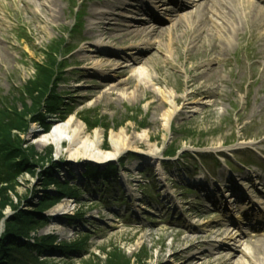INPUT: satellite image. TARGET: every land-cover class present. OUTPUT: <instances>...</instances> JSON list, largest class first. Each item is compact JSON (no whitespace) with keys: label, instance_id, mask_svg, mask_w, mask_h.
Here are the masks:
<instances>
[{"label":"rangeland","instance_id":"374dc122","mask_svg":"<svg viewBox=\"0 0 264 264\" xmlns=\"http://www.w3.org/2000/svg\"><path fill=\"white\" fill-rule=\"evenodd\" d=\"M57 1L58 13L52 17L46 9L48 0H0V121L7 125L2 134L8 132L14 144L24 140L22 148L30 151L33 161L7 186L9 198L3 214L8 216L17 207L30 211L43 206L46 210L53 203L44 213L50 221L36 228L38 237L52 233L58 241L73 242L89 234L84 251L72 253L71 258L54 252L49 264H83L89 256H98L102 264L106 259L102 251L115 249L118 257L130 258L128 264H184L192 256L193 264H264L263 231L252 232L255 237L249 238L243 215L226 211L217 202L216 207L212 205L220 199L217 192L210 199L193 194L203 187L208 194L210 189L220 188V192L231 180L243 185L256 198L255 208L264 211V188L255 178L258 175L264 181L260 170L264 169V19L261 25L250 22L251 15L245 14L241 4L236 12L245 14L244 27L222 41L211 33L219 49L208 44L210 36L200 38L204 45L198 51L190 46L178 51L169 48L170 37L177 44L195 37L193 28L172 26L176 15L161 24L171 30L160 39L152 35L150 46L141 38L128 44V37L125 41L104 39L105 46L98 49L95 44L101 28L88 30L97 22L89 15L95 9H106L105 0ZM249 1L259 2L264 12V0ZM134 4L141 6L140 1ZM168 4V0L160 2V11L167 17L170 12L164 6ZM129 21L123 24L133 23ZM61 44L65 70L55 92L59 109L46 115L45 123L62 116L58 125H63L76 114L84 129L82 141H91L98 130L102 149L111 153L117 139L114 134L125 140L127 147L102 165L94 159L75 161L67 138L59 145L51 141L41 145L46 131L37 123L26 127L25 121L39 109L37 89L43 83L37 82V63L44 61L45 53L52 56L50 48ZM87 58L91 65L81 62ZM110 62L126 73L106 70ZM198 65L200 69L193 72ZM140 67L146 77L134 79L128 89L120 84L107 95L110 87L129 79L132 69ZM103 72L108 85L96 91ZM195 74L200 79L193 85ZM208 74L212 79L205 78ZM93 91L94 96L78 101ZM159 91H165L167 99ZM79 124L69 125L71 131ZM176 149L185 152L164 158V153ZM50 157L58 167H49V173L77 195L75 200L63 198L55 203L57 185H46L42 178ZM241 161L249 167L240 165ZM107 166L112 168L107 170ZM81 173H86V179H81ZM61 202L68 204V211L52 212ZM72 214L84 216L83 220L75 218L69 223L66 216ZM233 221L237 223L234 230L228 225ZM236 229L245 230L246 238H225V231L234 234ZM193 244L197 248L184 251ZM222 244V250L215 249Z\"/></svg>","mask_w":264,"mask_h":264},{"label":"bare ground","instance_id":"6f19581e","mask_svg":"<svg viewBox=\"0 0 264 264\" xmlns=\"http://www.w3.org/2000/svg\"><path fill=\"white\" fill-rule=\"evenodd\" d=\"M140 1L142 6L145 7V10L142 11L141 7H137L134 3ZM243 0H209L208 2L199 4L195 9H192L191 11L185 12L183 14H179L178 10H181V8L188 9L190 7H188L189 5L187 4V2L185 3V0H176V4L178 6V8H176V11L173 12V14H171L172 16L176 15L178 19H175L177 21H174V23H172V26L174 27V25H182L179 26V28H184V29H192L194 30V40L193 41H188L187 39H183L182 41H180L178 44L175 42V39H173L172 37H170V40L167 43V46L170 48H174L176 51H178L179 49H182V47H184V49H186L187 47L189 48V46L192 48V50L194 51H198V49L202 48L204 45V42H202V39L200 40V38H203V36H210V39H208V44H210V46H212V48H217L219 49V45H217V43L214 42L215 39H212L211 37V33L212 36L217 37L218 39H221V41L225 39L226 36H228V33H233L236 30L239 31L242 27L245 26V22L246 19L245 18V14L247 15H251V20L250 22L255 23V25H261L262 24V20L264 19V12H263V7L260 6L259 2H254V1H243ZM49 5H46V9L50 11V13H52V17H56V13H58V10H56L55 8L59 6L58 1L57 0H48ZM103 6L106 9H100V10H94L92 12H90V17H92V19H96L97 22L89 25L88 30L93 31V27L94 28H101L99 31L101 32L98 36L96 48L101 49V47H104L105 44H103L104 39H111V40H117L118 38L121 41H125L126 39L124 38H128V41H126L128 44L131 42L132 40H137L139 38L143 39L142 42L144 43V45H149L150 46V42H151V38L152 35H155L157 37H159V39L161 38L160 36H163V34H165L166 32H168L169 30H171V28L166 29L167 26H161L158 25L157 23H155V18H153L152 22H148V14L151 13L153 17V13L154 11H159L160 5L159 4V0H105L103 3ZM243 5V10L245 12V14H240L236 12L237 7H240V5ZM101 5V4H100ZM102 6V5H101ZM109 7V8H108ZM111 9V10H110ZM141 11L138 12V11ZM135 15L137 17H133V16H128V15ZM141 14V15H140ZM169 21L171 20V17ZM130 20L131 22L133 21V23H129V24H123L125 22L123 21H128ZM129 21V22H130ZM256 21L261 22L260 24H258ZM154 22V23H153ZM145 23L148 24L149 26H145ZM179 23V24H178ZM183 23V24H181ZM116 24V28H113V25ZM122 24V25H121ZM155 24V25H154ZM152 28H151V27ZM178 26H176L177 30H179ZM193 26V27H192ZM129 27H136V29L131 30ZM172 27V28H173ZM181 28V29H182ZM176 30V29H175ZM176 30V31H177ZM93 33V32H91ZM210 33V34H209ZM187 34V33H186ZM184 36V34H183ZM178 40H180V38L182 36H177ZM185 38V36H184ZM182 39V38H181ZM194 43V44H193ZM211 43H213L211 45ZM154 44V43H153ZM0 50H1V46H0ZM133 52V51H132ZM97 53V52H96ZM101 55V53H99ZM107 61V58H106ZM82 63H84L85 65H91L92 62H90V58L81 60ZM201 66H194V70L193 72L197 71L200 69ZM114 69L115 71H117L120 74H125L126 73V69L122 68V67H118V66H114V64L112 62L108 63V65L105 66V69ZM133 75L129 78V79H125L124 81H120L117 84H115L113 87H110V92L107 93L108 96L113 94V89L117 88L118 86H120V84H124V87L126 86V88H130L131 85L134 84V79H141V77H146L145 75V70L143 67H140V69L138 68H133ZM145 71V72H144ZM107 73H102V75H104L103 78V82H101L99 84V86H96L94 89L97 91L99 90V88L104 87L106 85H108V83H106V81L108 80L107 76L105 75ZM205 78L207 80L212 79L211 75H206ZM200 79V76L198 74H195L193 76V79L191 80V83L194 85L195 82L197 80ZM205 83V82H204ZM129 86V87H127ZM122 87V86H121ZM119 88V87H118ZM96 91H93L91 93H89V95H84L82 96L78 101L82 102L87 100L89 97L94 96ZM160 94L162 95V98H164L165 96V91H159ZM164 93V95H163ZM199 93V92H198ZM207 93V92H206ZM203 92H200L199 94H206ZM216 96L219 94L218 91H216V93H214ZM91 95V96H90ZM166 98V97H165ZM164 98V99H165ZM167 99V98H166ZM175 103V101H174ZM153 104V102H152ZM166 116H169L168 114ZM63 117L60 116V118H58L57 120H55L53 124L57 125L58 123H60ZM81 120V119H80ZM82 124L79 120H78V116L76 114L72 115L71 119L68 121V123L63 124V125H57L54 128L55 129H48V131L45 134L44 137V141L42 143H40L41 145H44L45 143L48 142H53L56 144H61L62 141L69 140L71 141V147L73 148V152L71 153V157L79 162V160L82 159H94V161L97 164H104L107 162L108 158H113V156L118 155L119 152L123 151V148L127 147L125 146V140L122 139V141L119 139V136L117 135H113L115 136L117 139H115L113 141V146L114 151L111 153V151H105L103 150L101 147L102 143H100L101 141V134L102 132H99L98 130H95V132L93 133V137L90 140V138H87V140L85 139L84 141H82L83 137H81L84 134V129L83 127L80 126H75L76 129L74 131H71L72 127H69V125H73V124ZM35 135V133H33ZM67 134V135H65ZM88 141V142H87ZM125 144V145H124ZM69 206L68 204L61 202L60 204H58L56 206V208L52 211V212H66L68 211ZM264 226L262 225H257L256 228H263ZM225 234V238H228L230 240H234L235 237L233 234H231L228 230L224 232ZM241 239V238H240ZM247 241V240H245ZM239 242V241H238ZM256 245V244H255ZM254 245V246H255ZM224 244H222L220 247L215 248L216 250H222ZM197 248L194 244L192 246H189L187 248L184 249V251H189L192 248ZM260 248V247H259ZM257 251V250H255ZM256 254V253H254ZM206 256H210L211 255H206ZM195 257H191V258H187L186 260H184V264H193ZM221 259V258H220ZM226 260H224L225 263ZM223 263V262H222ZM228 263V262H227ZM229 264V263H228ZM231 264V263H230Z\"/></svg>","mask_w":264,"mask_h":264},{"label":"trees","instance_id":"16d2710c","mask_svg":"<svg viewBox=\"0 0 264 264\" xmlns=\"http://www.w3.org/2000/svg\"><path fill=\"white\" fill-rule=\"evenodd\" d=\"M50 50L52 53L58 51V49ZM44 57L43 62L38 61L37 63L39 64L37 65V82L43 83V85H40L42 88L37 89V92H40L38 97L39 109L36 113L34 112L31 119L28 118L25 121L26 127L31 121L36 120H40L43 125L44 111H56L59 107L58 95H55L58 86L59 64L55 54L50 56L45 53ZM6 126V123L3 124L0 121V223L2 222L4 226V229L0 231V264H49V257L53 256L54 252L62 257H71L74 252L84 251L88 234H85L84 238L73 242L58 241V236L54 234L38 237L36 228L48 222L47 216L43 214L45 211L43 206L38 210L30 211L17 207L12 214L8 216L3 214L4 204L9 198V188L7 186L12 185L16 178L27 171L30 164L33 163L30 151L22 148V144L25 143L24 140L14 144L8 138L10 136L8 132L2 134L5 131L3 128ZM48 160L49 163H47L50 165L44 169L45 172L42 178L46 185L52 183L57 185V192H61L60 197L56 198L58 200L64 193H70L66 186L57 181L52 173H49V167L55 165V162L51 157ZM71 218L73 217H67L69 221ZM117 251V249L110 250V252L103 250L102 253L106 256V259L102 264H128L130 258H126L124 254L118 257ZM83 264H100V260L98 256L96 258L95 256H89Z\"/></svg>","mask_w":264,"mask_h":264}]
</instances>
